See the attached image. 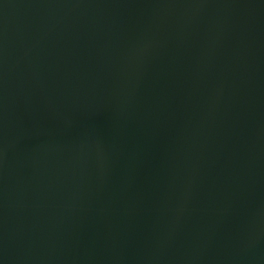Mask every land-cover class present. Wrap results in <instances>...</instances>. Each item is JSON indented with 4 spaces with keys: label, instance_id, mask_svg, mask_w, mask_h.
<instances>
[{
    "label": "water",
    "instance_id": "water-1",
    "mask_svg": "<svg viewBox=\"0 0 264 264\" xmlns=\"http://www.w3.org/2000/svg\"><path fill=\"white\" fill-rule=\"evenodd\" d=\"M0 264H264V0H0Z\"/></svg>",
    "mask_w": 264,
    "mask_h": 264
}]
</instances>
